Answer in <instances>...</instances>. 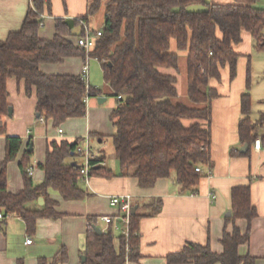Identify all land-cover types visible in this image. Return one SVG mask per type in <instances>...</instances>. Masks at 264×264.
<instances>
[{"label": "trees", "instance_id": "obj_1", "mask_svg": "<svg viewBox=\"0 0 264 264\" xmlns=\"http://www.w3.org/2000/svg\"><path fill=\"white\" fill-rule=\"evenodd\" d=\"M30 2L21 27L0 40V120L11 108L6 88L9 77L23 79L26 94L35 88L38 118L59 126L68 118L84 116L85 98L96 96L100 90L87 85L80 73H45L39 64L58 63L71 56L94 57L117 101L110 120L118 171L98 165L90 176H133L142 188L153 186L160 177H171L182 190L195 193L200 178L205 176L195 167L211 165V101L217 93L209 86V80L219 79L225 64L230 78L235 77L239 54L233 46L241 41L242 30L250 32L255 50L264 49V9L257 7L255 0H87L86 12L75 18V23L86 22L100 9L104 11V23L101 34L86 52L69 39L72 30L62 18L55 19L51 38H41L38 31L44 16L51 14V0ZM180 52H185L188 103L178 100L176 72ZM249 87L248 58L238 122L239 141L248 144L245 151L238 152L242 155L249 154L256 138L264 148V134H259L264 126V110L257 119L250 118ZM184 120L190 123L186 125ZM4 132V125L0 124V134ZM5 141L0 165V212L22 218L27 233H34L37 219L60 216L50 190L63 199H83L92 194L81 186L78 163L72 165L70 160L78 155L79 138L48 142L44 162L38 164L44 178L37 184L27 172L32 150H25L18 162L24 186L16 193L7 189L6 165L16 158L22 140L19 136H6ZM104 159L101 152L91 162ZM39 197L43 204L30 207V202ZM230 200L231 215L226 221L232 225L231 230L224 228L222 232V251L212 250L209 242L187 241L181 249L166 255L167 264H256L254 256L238 253V246L249 240L250 222L257 215L249 185L233 186ZM141 216L131 213L128 237L114 235L110 225L100 234L90 227L80 264H126L137 260ZM236 219L246 220L244 231L235 224ZM67 258L63 246L52 258L39 257L37 264H61ZM16 264H24L23 259L19 258Z\"/></svg>", "mask_w": 264, "mask_h": 264}, {"label": "crops", "instance_id": "obj_2", "mask_svg": "<svg viewBox=\"0 0 264 264\" xmlns=\"http://www.w3.org/2000/svg\"><path fill=\"white\" fill-rule=\"evenodd\" d=\"M208 1L228 3L233 0ZM30 4V0H0V40L21 27ZM86 8L87 0H65V3L63 0H51L52 11L50 15L44 16L39 36L51 38L56 18L75 19L83 15ZM99 11H102L100 17H94L96 12L86 21L91 30H99L103 26L104 11ZM71 30L69 39L75 42L81 32L80 22L74 21ZM233 48L239 54L235 77L230 78L228 65L225 64L220 69V78L209 80V86L217 93L211 101L210 174L200 178L195 193L182 190L181 185L174 183L171 177H160L153 186L142 188L135 177L127 175L90 176L86 189L92 194L83 199H63L56 191L50 190V198L56 201L54 209L60 216L37 219L34 233L26 232L25 223L18 216L10 215L0 220V264H16L19 258L23 259L24 264H37L39 257L52 258L63 246L68 258L61 264H80L90 227L96 225L102 231L108 227L99 216L115 214L117 210L110 206L109 197L123 193L132 196L134 212L142 214L138 222L139 257L126 264H167L166 255L181 249L187 241L209 242L212 250L221 252L222 232L224 228L231 230L232 225L231 221H226V217L231 215L230 191L237 185H249L250 199L257 212L250 222L249 240L238 246V253H248L255 257L256 264H264V152L254 149L251 144L248 155L238 154L243 145L238 137V122L242 116L240 95L245 90L248 58L255 50L250 32L242 30L241 41ZM263 50H257L256 54L257 60L262 63L264 56L260 53ZM91 58L97 60L94 57L87 58L88 83L96 87L90 77ZM84 61L81 56H71L58 63H40L39 68L45 73L79 74ZM260 70L264 72V64ZM105 86V92L99 91L96 96L86 100L84 116L71 117L59 126H54L51 120L41 121L36 116L35 88L32 87L30 94H26L23 79L7 78V100L11 114L0 120L5 129L0 134V165L6 151V136H19L22 140L16 158L6 165L7 189L10 192L16 193L24 186L18 162L29 144L32 145L30 176L37 184L44 178V171L38 164L44 162L50 140L73 141L86 134L88 138L96 135L100 143L103 135L111 136L114 128L110 113L117 101L107 97L111 89L106 83ZM261 111L250 118L257 119ZM58 127L62 129L61 133H58ZM259 134H264V126L259 129ZM97 150L99 155L102 151L100 147ZM78 157L81 156L75 155L70 160L80 163ZM104 161V166H107ZM113 171H118L116 165ZM29 205L40 206L38 201L30 202ZM235 224L241 231L247 227L245 219H236ZM27 236L31 238L30 243H25ZM114 243L117 245V238Z\"/></svg>", "mask_w": 264, "mask_h": 264}, {"label": "rangeland", "instance_id": "obj_3", "mask_svg": "<svg viewBox=\"0 0 264 264\" xmlns=\"http://www.w3.org/2000/svg\"><path fill=\"white\" fill-rule=\"evenodd\" d=\"M255 5L259 8L264 9V0H255ZM200 6H196L195 8H199ZM102 11H98L97 14L94 16L95 18L100 17V14ZM93 17V19H94ZM95 23V21H94ZM93 23V24H94ZM98 24H95V26ZM175 48L174 42L172 43V49ZM257 50L252 51V55L249 58V66H250V87L248 88V91L251 96V118H254L258 111H261L264 107V72H261L260 68L261 65L264 64L261 61L257 60ZM262 56H264V50L262 51ZM262 63V64H261ZM90 64V77L91 81H94L92 84L96 85V87L103 93L105 92L106 86L103 79V74L101 71L100 64L97 62V60L91 58L89 61ZM178 67L179 72H176L177 76V89H178V100L183 103H188V98L186 95V78H185V52L179 53V59H178ZM247 67V66H246ZM109 99H112L113 101H116V98L111 95L107 96ZM184 123L187 125L190 123V120H184ZM85 135L81 136L79 138L81 142V146H84V138ZM102 142H98V137L96 135H92L89 138V145L90 150L93 152V154H97L99 150H97L100 147V151L103 152L105 160H106V168L115 169L118 167V162L116 160V156L114 153V147L112 144L111 136L105 134L102 137ZM78 160L82 161V157H78ZM90 179V178H89ZM81 186L86 189V184L81 180ZM114 235L119 234L118 230H114Z\"/></svg>", "mask_w": 264, "mask_h": 264}, {"label": "built area", "instance_id": "obj_4", "mask_svg": "<svg viewBox=\"0 0 264 264\" xmlns=\"http://www.w3.org/2000/svg\"><path fill=\"white\" fill-rule=\"evenodd\" d=\"M80 26H81V33L76 36L75 43L84 48L86 52L93 46L94 39L101 34V30H91L88 26V24L80 20ZM88 55L85 57V61L82 64L81 67V77L84 79V81L88 83V63H87ZM88 98H85V101ZM41 121H43V117H39ZM58 133L62 132V129L60 127L57 128ZM88 136H85L84 138V146H78L77 147V153L82 157V161L78 163L79 173H80V179L88 185L89 178L91 175V170L94 166H104L105 161L101 160L97 163L91 162L92 158H95L98 154H93V152L90 150ZM253 147L256 150H261L264 152V148L261 146L260 139L256 138L253 143ZM195 170L205 174H210V168H203L202 166L198 165L195 167ZM28 174H31L32 167L29 166L27 168ZM109 204L110 206L116 208L115 214H107V215H100L99 219L102 220L107 225H110L113 230H118L119 234L124 235L125 237H128L130 229V215H131V209L133 204V199L130 194L123 193V194H114L109 197ZM8 216H5L2 212H0V220L3 218H7ZM93 226V225H92ZM91 226V228H92ZM31 238L29 236L26 237L25 243H30Z\"/></svg>", "mask_w": 264, "mask_h": 264}, {"label": "water", "instance_id": "obj_5", "mask_svg": "<svg viewBox=\"0 0 264 264\" xmlns=\"http://www.w3.org/2000/svg\"><path fill=\"white\" fill-rule=\"evenodd\" d=\"M65 23L71 28V27L73 26V24H74V19H73V18H67V19L65 20ZM98 99L100 100V98H98ZM10 114H11V108L9 109V114H8V115H10ZM36 116L38 117L39 115L36 114ZM247 148H248V144L244 143V144L242 145V147L240 148V151H245ZM26 150H27V151H31V150H32V145L29 144V146L27 147ZM71 155H73V154L71 153ZM71 164H72V165H76V162H75V161H72ZM37 201H38V204H40V205L43 204V199H42V197H39ZM134 211H135V208L132 207V209H131V213H134ZM228 214H229V212H228ZM92 228H93V230H94L95 232H97L98 234H100V233L103 232V231H102L98 226H96V225H93ZM81 261H84V256H83V255L81 256Z\"/></svg>", "mask_w": 264, "mask_h": 264}]
</instances>
